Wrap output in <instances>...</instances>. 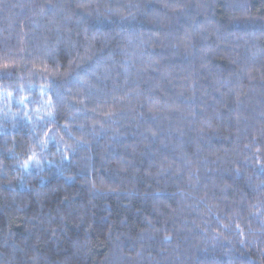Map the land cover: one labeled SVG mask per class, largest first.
Returning <instances> with one entry per match:
<instances>
[{
  "label": "trees",
  "instance_id": "16d2710c",
  "mask_svg": "<svg viewBox=\"0 0 264 264\" xmlns=\"http://www.w3.org/2000/svg\"><path fill=\"white\" fill-rule=\"evenodd\" d=\"M0 264H264V0H0Z\"/></svg>",
  "mask_w": 264,
  "mask_h": 264
},
{
  "label": "snow or ice",
  "instance_id": "6c2138e0",
  "mask_svg": "<svg viewBox=\"0 0 264 264\" xmlns=\"http://www.w3.org/2000/svg\"><path fill=\"white\" fill-rule=\"evenodd\" d=\"M11 95V93H9V96ZM21 103H23V101H21ZM44 141H41V144H43ZM32 162H36L38 163V161L36 160V154L33 153L28 160L24 161L23 164L21 165V167L27 168L29 166L30 163Z\"/></svg>",
  "mask_w": 264,
  "mask_h": 264
}]
</instances>
